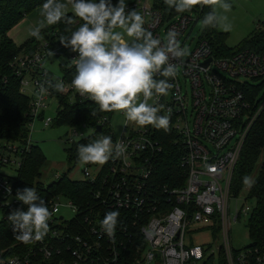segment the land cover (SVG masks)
<instances>
[{
  "label": "built area",
  "instance_id": "built-area-1",
  "mask_svg": "<svg viewBox=\"0 0 264 264\" xmlns=\"http://www.w3.org/2000/svg\"><path fill=\"white\" fill-rule=\"evenodd\" d=\"M133 9L141 13L144 27L162 43H166L169 30L178 33L177 40L184 49L191 44L189 34L200 24L193 49L186 50L183 58L172 61L178 65L176 77L169 80L174 88L167 96H153L148 101L163 105L160 115H167L171 109L169 130L172 142L183 151L180 159L183 183L176 187L161 186L153 178L162 152L158 137L163 129L130 125L126 120L118 138L109 132L114 143L124 142L126 153L121 157L114 155L103 165H85L82 177L75 180L87 184L91 201L79 207L66 197L51 196L46 200L50 209L59 204L60 208L70 209L73 217L65 219L59 208L49 221V232L43 241L20 244L8 254V249L0 251V264L11 261L17 264H117L132 247L135 253L132 264H205L208 258H212L210 264H264V257L251 262V251L247 247L234 249L230 236L231 226L247 220L252 211L246 198L238 203L240 195L233 196L230 186L246 136L264 110V99L257 103L261 98L257 93L251 104L246 91L251 88L247 81L264 86V51L239 49L227 56L214 55L203 36L199 8L170 19L156 12L151 0L128 2L126 12ZM51 40H40L33 53H21L10 63L19 78L20 92L28 96L26 89H32L28 96L29 130L36 120L44 127L53 122L45 118L49 100L54 99L52 90L41 95L39 86L63 80L53 78L44 68L49 52L54 53L52 58L65 57L72 65L75 64L73 59L78 57V52ZM241 78L245 81H240ZM63 83L65 90L58 93L74 100L75 89ZM73 135L84 136L75 130ZM27 142H31L30 136ZM21 152L19 144L0 139L2 216L10 209L26 210L16 199ZM212 168L215 171L210 170ZM110 210L120 214L113 238L100 227V221ZM213 228L218 230L216 238ZM206 232L210 235L209 242L194 241V235ZM135 236L139 238L136 244Z\"/></svg>",
  "mask_w": 264,
  "mask_h": 264
},
{
  "label": "clouds",
  "instance_id": "clouds-1",
  "mask_svg": "<svg viewBox=\"0 0 264 264\" xmlns=\"http://www.w3.org/2000/svg\"><path fill=\"white\" fill-rule=\"evenodd\" d=\"M178 13L191 11L198 5L209 6L211 11L203 18L204 28L219 27L230 31L231 24L227 15L217 12V6L227 13L231 4L227 0H164ZM71 6L74 17L84 23L75 30L68 29L70 36L61 35L59 42L73 52H78L75 61V75L71 86L81 96L92 100L103 112H122L127 121L140 127L154 126L156 129L169 130L171 109L167 115H160L163 105L149 104L153 96H167L174 88L170 79L178 72L173 60L183 58L186 49L180 46L174 30H169L166 43L144 27V19L136 9L126 12V0H45L41 6L40 24L30 30V35L40 38L41 29L60 21L74 24L75 20L67 14ZM120 29L121 31H116ZM125 37L131 38L126 39ZM53 56V52H49ZM164 77L157 79L156 77ZM58 92L65 90L63 81L47 86L41 84L39 93L44 95L49 89ZM141 96L143 99H140ZM127 151L123 141L113 142L109 135H99L92 142L79 144L78 162L84 165H103L114 155L123 156ZM215 171L214 168L210 169ZM243 182L251 188L255 181L245 176ZM11 189H9V192ZM16 199L26 206V210L15 209L7 217L11 222L15 239L30 244L43 241L49 232V221L60 208L49 204L33 187L18 189ZM119 212L110 210L100 221V227L109 238L115 235ZM10 264H17L11 261Z\"/></svg>",
  "mask_w": 264,
  "mask_h": 264
},
{
  "label": "trees",
  "instance_id": "trees-1",
  "mask_svg": "<svg viewBox=\"0 0 264 264\" xmlns=\"http://www.w3.org/2000/svg\"><path fill=\"white\" fill-rule=\"evenodd\" d=\"M133 1V0H128ZM45 0H0V139L8 142H15L22 148L20 157L22 165L17 170L18 174L16 185L19 189L33 187L38 194L48 200L51 196H63L68 198L74 204L86 205L91 201L89 187L84 182L71 180L67 173H63L57 181H52L44 185L40 180L42 178V169L47 164V159L37 145L28 143L29 123L31 122L30 99L20 92L19 78H17L10 63L21 53L31 54L36 49L40 40L52 39V43H58L61 35L70 36L68 29L75 30L84 21L74 17L72 13H67L75 20L74 24H66L60 21L55 25H48L41 30L39 39L32 37L20 45H16L8 33L9 30L19 23L29 13L40 8ZM98 2V0H97ZM153 9L163 18L170 19L179 14L174 8L168 7L164 0H151ZM113 5L116 0H112ZM194 8L201 10L200 22L206 13L211 11V7L198 5ZM203 36L208 41L214 55L227 56L231 49L226 47V36L217 31V27L204 28L202 26ZM248 45V48L254 51L264 50V29L256 28L240 46ZM238 50V49H236ZM233 52V51H232ZM60 76L65 83L71 85L75 75V66L64 63L59 60ZM51 74V73H50ZM52 75V74H51ZM247 88L248 99L254 104L255 96L261 86H252ZM51 89V88H50ZM52 90V97L57 101V110L52 125L55 128L66 127L77 131V128L91 132L90 134L79 138L77 141H68V148L65 149L67 161L70 166L78 164L77 147L79 144L92 142L99 135H109V119L113 112H103L99 106L92 100L81 96L76 92L74 100L69 96H63L58 91ZM264 99V94L257 103L260 104ZM101 131H98V127ZM83 134V133H82ZM161 134V135H160ZM158 137L162 148L158 165L153 178L163 186L176 187L183 183V170L180 168V159L182 149L180 145L172 142L170 130H161ZM22 146V147H21ZM264 110L257 116L250 128L239 154L238 161L234 168L230 191L233 196H238L245 186L243 178L247 175L252 177L255 183L251 188L246 189V200L252 205L246 221L250 244L246 246L250 249L249 260L256 261L257 258L264 257ZM258 165V167H257ZM256 170V172H255ZM175 179L178 181L175 182ZM17 208L10 209L0 219V251L8 249V253L14 252L22 242L15 239L16 233L12 230L11 222L7 219L8 215ZM218 230L213 228V236L217 237ZM139 242L138 236H135V244ZM143 244V243H142ZM124 259L117 264H132L135 253L133 247L126 252ZM212 258H208L205 264H210Z\"/></svg>",
  "mask_w": 264,
  "mask_h": 264
},
{
  "label": "rangeland",
  "instance_id": "rangeland-1",
  "mask_svg": "<svg viewBox=\"0 0 264 264\" xmlns=\"http://www.w3.org/2000/svg\"><path fill=\"white\" fill-rule=\"evenodd\" d=\"M61 2H64V0H61ZM117 2L118 0H116V3ZM128 2L129 1L126 0V3ZM227 2L231 4V10L227 13H223V10L219 9V7L217 6V12L227 15L228 22L232 26L231 30L226 32L217 27V31L226 36V47H228L232 51H235L236 49H241L240 46L242 45V43L246 41L249 35L256 28L262 29L264 25V0H227ZM41 10L42 9H39L34 13H29L19 23H17L9 30L8 35L14 41V43L20 45L31 37L30 30L31 28H33V24L41 18ZM67 13H72L70 5L68 6ZM199 30L200 24H197L196 28L189 34L188 43L190 42L191 44H187L185 48L187 52H190L191 49H193V47L195 46L197 42V36H199ZM116 31L121 30L116 29ZM125 38L129 40L131 39L128 37ZM243 46L245 47L243 49H250L246 44ZM64 58L65 57L62 58L63 61ZM43 65L44 68L52 74L53 78H57L60 76L58 59H54L52 58V56H50ZM240 81L245 80L241 78ZM247 82L251 83L252 86L261 85L259 84L260 82ZM31 92L32 89L29 88L25 91L26 95L28 96H31ZM263 94L264 86L261 87L258 91V97H262ZM49 103L50 105L46 110L45 118L54 119L57 108V101L55 99H50ZM125 121L126 118L122 112L112 113L111 118L109 119L108 128L115 138H118L120 136ZM129 124L132 125L133 122H129ZM77 131L79 133H83L84 136L91 133L80 128H77ZM29 136L31 142L39 147V149L47 159V164L41 171L42 178L40 181L44 185L55 181L58 176L62 175L63 173H67L69 169H71V172L68 174L69 178L78 180L82 177L81 172L85 165L78 163L74 167L70 166L67 161V154L65 153V149H67L69 145L68 141H77L80 138L73 135V130L71 128H55L52 124L50 126L44 127L43 123L40 120H36L34 121L32 128H30ZM253 176L251 177L252 179ZM248 188L249 187L246 185L243 187L241 193L239 194L240 196L238 198V203H241L244 200V198L246 197V189ZM60 202L64 203L63 200H60ZM60 215L64 216L65 219H71L73 217V212L68 208L61 207ZM1 218L2 213L0 212V219ZM246 221L247 220L244 219L231 226V244L234 249H242L250 244ZM194 241L197 243L209 242L210 235L208 232L194 235Z\"/></svg>",
  "mask_w": 264,
  "mask_h": 264
},
{
  "label": "crops",
  "instance_id": "crops-1",
  "mask_svg": "<svg viewBox=\"0 0 264 264\" xmlns=\"http://www.w3.org/2000/svg\"><path fill=\"white\" fill-rule=\"evenodd\" d=\"M39 9H41V7L38 8V9H36L35 11H37V10H39ZM35 11H33V12H31V13H34ZM40 17H41V18L33 24V28L37 27V26L40 24V22L44 19L42 16H40ZM46 26H48V25H46V22H45V27H46ZM45 27H43V28H45ZM43 28H42V29H43ZM31 29H32V28H31ZM42 29H41V30H42ZM9 37H10V36H9ZM30 38H32V36H31ZM30 38H28V39H30ZM28 39H27V40H28ZM11 40H12V39H11ZM27 40H26V41H27ZM12 41H13V40H12ZM26 41H25V42H26ZM13 42H14V41H13ZM15 44H16V43H15ZM22 44H23V43H22ZM16 45H17V44H16Z\"/></svg>",
  "mask_w": 264,
  "mask_h": 264
},
{
  "label": "water",
  "instance_id": "water-1",
  "mask_svg": "<svg viewBox=\"0 0 264 264\" xmlns=\"http://www.w3.org/2000/svg\"><path fill=\"white\" fill-rule=\"evenodd\" d=\"M64 62H65V63H68V60H67L66 58H64ZM98 131H99V132L101 131V127H100V126L98 127Z\"/></svg>",
  "mask_w": 264,
  "mask_h": 264
}]
</instances>
